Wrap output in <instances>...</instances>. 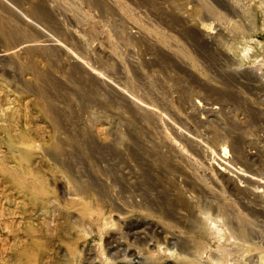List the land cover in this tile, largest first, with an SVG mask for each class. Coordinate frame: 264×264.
<instances>
[{"label":"rangeland","instance_id":"obj_1","mask_svg":"<svg viewBox=\"0 0 264 264\" xmlns=\"http://www.w3.org/2000/svg\"><path fill=\"white\" fill-rule=\"evenodd\" d=\"M0 264H264V0H0Z\"/></svg>","mask_w":264,"mask_h":264},{"label":"bare ground","instance_id":"obj_2","mask_svg":"<svg viewBox=\"0 0 264 264\" xmlns=\"http://www.w3.org/2000/svg\"><path fill=\"white\" fill-rule=\"evenodd\" d=\"M227 153V151H225V154Z\"/></svg>","mask_w":264,"mask_h":264}]
</instances>
